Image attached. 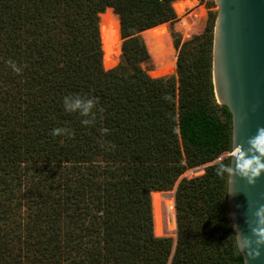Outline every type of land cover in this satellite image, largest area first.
I'll list each match as a JSON object with an SVG mask.
<instances>
[{"label": "trees", "instance_id": "1", "mask_svg": "<svg viewBox=\"0 0 264 264\" xmlns=\"http://www.w3.org/2000/svg\"><path fill=\"white\" fill-rule=\"evenodd\" d=\"M186 1L0 0V264H243L227 176L215 171L229 158L179 180L231 148L230 114L213 91V37L184 42L175 75L152 78L141 65L138 34L154 28L163 43V23ZM106 9L123 40L111 69L98 32ZM69 94L98 98L92 125L64 110ZM175 185L176 236H155L151 193Z\"/></svg>", "mask_w": 264, "mask_h": 264}, {"label": "water", "instance_id": "2", "mask_svg": "<svg viewBox=\"0 0 264 264\" xmlns=\"http://www.w3.org/2000/svg\"><path fill=\"white\" fill-rule=\"evenodd\" d=\"M217 11L213 27L212 84L216 103L227 109L231 119V159L233 147L249 148L248 140L258 128H264V0H214ZM102 50V48H101ZM106 49L102 51V59ZM235 170V158L232 159ZM193 168L191 175L202 170ZM189 176V175H188ZM228 192H231L228 194ZM174 200V192L159 193ZM226 208L230 223L242 234L250 235L247 221L264 206V173L249 185L239 176L227 177ZM159 237L176 236L169 231L171 219L164 215V202H159ZM154 227V226H153ZM234 231V230H233ZM257 260L240 254L243 264H264V248Z\"/></svg>", "mask_w": 264, "mask_h": 264}, {"label": "clouds", "instance_id": "3", "mask_svg": "<svg viewBox=\"0 0 264 264\" xmlns=\"http://www.w3.org/2000/svg\"><path fill=\"white\" fill-rule=\"evenodd\" d=\"M13 71L19 72L15 62L8 61ZM167 99V97H165ZM63 108L68 113H75L82 117L80 123L88 126L92 125L97 117V112L102 109L97 108L98 98L88 94H69L65 95L62 100ZM102 133L108 129L102 128ZM52 134L71 135V130L67 128H54ZM249 148L244 151L240 146L233 147L231 159L225 163L220 162L215 171L217 176L225 175L232 179L233 176H239L246 179L249 185L264 173V128H258L256 134L248 140ZM235 158V170L232 167V159ZM231 192H228L230 194ZM250 235H244L239 228L233 225L235 237L234 248L240 254H246L249 260H257L261 255V248H264V206H261L254 213V221L249 223ZM247 264V262H246Z\"/></svg>", "mask_w": 264, "mask_h": 264}, {"label": "rangeland", "instance_id": "4", "mask_svg": "<svg viewBox=\"0 0 264 264\" xmlns=\"http://www.w3.org/2000/svg\"><path fill=\"white\" fill-rule=\"evenodd\" d=\"M173 3H172V8H173ZM216 11H217V7H216L214 0H195L194 5L191 7L186 4V9L183 11L182 14L175 13L176 14L175 20L171 22L163 23L162 27L164 29L166 40L162 43V50L159 49L161 50V52H159V50L156 51V46L154 47L152 43L150 42V40L146 39V35H145L146 30L139 33L138 36L141 37V39L143 40L146 46L147 52H148V61L141 63L146 73L150 75L152 78L153 77L159 78L158 76L165 77V76L175 75V64H176L177 53H178L179 48L184 42L189 41L195 37H204L207 39L210 38L211 43H212L213 27H214ZM106 12H111L113 14L111 9H106L102 14ZM117 21H118V18H117ZM99 23H100V17H99V22H98V32H99ZM119 41H120V47H121L123 40L120 35V27H119ZM199 47H200V44L199 45L196 44L194 45L193 50L197 51V49H200ZM169 48L171 49V51L168 50ZM211 50H212V45H211ZM119 55H120V52H119ZM119 55L117 57V63H118ZM174 55H175V61H174ZM169 64L171 65V67L164 70L163 72L153 73L155 70L163 66H167ZM220 118L223 119V116H221ZM229 153L230 152L224 153L219 158L215 159L214 161L210 163L199 165V166H202L203 168L201 171H198L195 175L190 174V171L193 168L185 170V172L180 176L179 180L181 178L190 179V178L202 175L204 173L205 167L219 162L222 158L226 159ZM199 166H196L194 168H197ZM175 189H176V185L173 187L172 190H169V191L175 192ZM161 192H164V191H161ZM161 192H152V193L159 194ZM173 204H174V210H175V216H174L175 223H176L175 227L177 231L178 221H177V211L175 208L174 200H173ZM151 208H152V201H151ZM152 220H153V210H152ZM153 232H154V227H153ZM171 237L174 238V236H171Z\"/></svg>", "mask_w": 264, "mask_h": 264}, {"label": "bare ground", "instance_id": "5", "mask_svg": "<svg viewBox=\"0 0 264 264\" xmlns=\"http://www.w3.org/2000/svg\"><path fill=\"white\" fill-rule=\"evenodd\" d=\"M195 0H187L186 4L188 6H193ZM100 23H99V36L102 51L106 49L105 57H103V66L105 69L110 67H115L117 64V57L120 52V41H119V22L117 21V16L112 14L111 12H106L104 14H100ZM146 39H149L152 45L155 47L162 46V42L159 38L158 33L154 28L148 29L145 31ZM111 69V68H110ZM152 201V210H153V225H154V233L157 236H160V233L155 225L158 223V209L157 205L159 202H164V215L166 218L171 219V223H169V231L173 232L175 230V210L174 204L171 199H164L157 193H152L151 195Z\"/></svg>", "mask_w": 264, "mask_h": 264}]
</instances>
